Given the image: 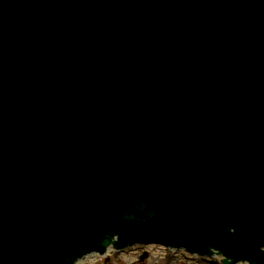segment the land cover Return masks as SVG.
Returning <instances> with one entry per match:
<instances>
[{
  "label": "water",
  "instance_id": "water-1",
  "mask_svg": "<svg viewBox=\"0 0 264 264\" xmlns=\"http://www.w3.org/2000/svg\"><path fill=\"white\" fill-rule=\"evenodd\" d=\"M150 242L264 264V0H0V264Z\"/></svg>",
  "mask_w": 264,
  "mask_h": 264
},
{
  "label": "rangeland",
  "instance_id": "rangeland-1",
  "mask_svg": "<svg viewBox=\"0 0 264 264\" xmlns=\"http://www.w3.org/2000/svg\"><path fill=\"white\" fill-rule=\"evenodd\" d=\"M158 248H155V245ZM157 250V251H156ZM170 255L165 260V255ZM90 264H222L218 255H198L195 253L177 251L160 243L134 245L128 250L111 248L105 254L91 257ZM236 264H249L238 262Z\"/></svg>",
  "mask_w": 264,
  "mask_h": 264
},
{
  "label": "bare ground",
  "instance_id": "bare-ground-1",
  "mask_svg": "<svg viewBox=\"0 0 264 264\" xmlns=\"http://www.w3.org/2000/svg\"><path fill=\"white\" fill-rule=\"evenodd\" d=\"M149 246L152 247V246H153V243H150ZM155 248H156V249L158 248V245H157V244L155 245ZM108 251H109V250H108ZM108 251H107V252H108ZM156 251H157V250H156ZM96 254H97V253L94 252V253L90 254V257H84V263H76V264H90L91 262H93V260L91 259V257L96 256ZM170 257H171V254H170V255H167V254H166V255L164 256V259H165V260H169Z\"/></svg>",
  "mask_w": 264,
  "mask_h": 264
}]
</instances>
